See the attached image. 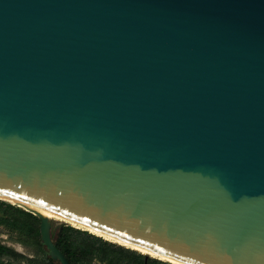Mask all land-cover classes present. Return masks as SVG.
Listing matches in <instances>:
<instances>
[{
  "label": "water",
  "instance_id": "obj_1",
  "mask_svg": "<svg viewBox=\"0 0 264 264\" xmlns=\"http://www.w3.org/2000/svg\"><path fill=\"white\" fill-rule=\"evenodd\" d=\"M0 196L264 264V0H0Z\"/></svg>",
  "mask_w": 264,
  "mask_h": 264
},
{
  "label": "rangeland",
  "instance_id": "obj_2",
  "mask_svg": "<svg viewBox=\"0 0 264 264\" xmlns=\"http://www.w3.org/2000/svg\"><path fill=\"white\" fill-rule=\"evenodd\" d=\"M11 204L17 205L0 198V241L10 247V251L3 257L4 259H0V264H39L44 261L47 256L46 245L40 242L39 239H36L34 236L29 234L27 223L22 222V220L26 218L25 215L19 210H13ZM66 224L71 223L53 219V232L57 231L62 225ZM74 227L87 230L77 226ZM89 232L92 233L91 231ZM72 234L75 238L89 237L87 233L83 232L73 231ZM92 234L97 235L95 233ZM102 238L110 243L104 245L105 250L100 248L93 254L91 260L80 261L76 264H145V253L135 249L137 253L144 255V262H138L135 258H133L134 253L121 252L119 250L118 245L123 244L111 241L104 237ZM123 246L128 247L126 245ZM147 264H172V262L149 255Z\"/></svg>",
  "mask_w": 264,
  "mask_h": 264
},
{
  "label": "trees",
  "instance_id": "obj_3",
  "mask_svg": "<svg viewBox=\"0 0 264 264\" xmlns=\"http://www.w3.org/2000/svg\"><path fill=\"white\" fill-rule=\"evenodd\" d=\"M11 206L13 210H19L25 215L26 218L23 219L22 222L27 223L29 234L42 242L40 233V218L30 210L13 204H11ZM57 231L53 232L57 240V245L66 254L71 264H76L80 261L91 260L93 254L98 249L102 248V250H105L104 245L110 244L109 241L103 239L102 237L94 235L88 230L78 229L71 224L64 225L59 235L57 234ZM73 231L87 233L89 237L75 238L72 234ZM0 247H2V245H0ZM118 248L121 252L134 253L133 258H135L138 262H144V255L141 253H137L135 249L124 247L123 245H118ZM50 258L51 257H49V259Z\"/></svg>",
  "mask_w": 264,
  "mask_h": 264
},
{
  "label": "bare ground",
  "instance_id": "obj_4",
  "mask_svg": "<svg viewBox=\"0 0 264 264\" xmlns=\"http://www.w3.org/2000/svg\"><path fill=\"white\" fill-rule=\"evenodd\" d=\"M0 197L3 198V199H8V198L2 197V196H0ZM10 201H12V203H14V204H17V205L25 207V208H32L33 207V206H31V205H29L27 203L21 202V201L11 200V199H10ZM39 210L42 213H44L45 215H47L49 218L58 219V220H62V221H67V222H69V223H71V224H73V225H75L77 227H80V228H83V229H87V230L91 231L92 233L100 235V236H102V237H104L106 239H109L111 241H115L117 243H120V244L126 245L128 247L134 248V249L139 250V251H141V252H143L145 254H149V255H152V256L167 260L169 262H172V264H188V263H185V262H183L181 260L175 259L173 257L166 256L164 254L158 253L157 251H153L151 249L143 247L141 245H137V244L125 241V240H123V239H121L119 237H115L113 235H110V234H108V233H106L104 231H101L99 229H96L94 227H90L88 225H85V224H82V223H78V222H76L74 220H71V219H69L67 217H64L63 215H60V214L55 213L53 211H50L48 209H44V208H40L39 207Z\"/></svg>",
  "mask_w": 264,
  "mask_h": 264
},
{
  "label": "flooded vegetation",
  "instance_id": "obj_5",
  "mask_svg": "<svg viewBox=\"0 0 264 264\" xmlns=\"http://www.w3.org/2000/svg\"><path fill=\"white\" fill-rule=\"evenodd\" d=\"M63 226L64 225H62L59 228V230L57 231L58 235L60 234V231L63 229ZM52 233H53V228H52ZM53 238H54V240H56V237L54 236V233H53ZM0 245H2V247H0V259L2 260V259H4L3 257L5 255H7L8 252L10 251V247H9V245H6L5 243H3L1 241H0ZM46 251H47V247H46ZM49 257H51V256L47 252V256L45 257L44 261L40 262L39 264H61L58 260H56V259H54L52 257L49 259Z\"/></svg>",
  "mask_w": 264,
  "mask_h": 264
}]
</instances>
